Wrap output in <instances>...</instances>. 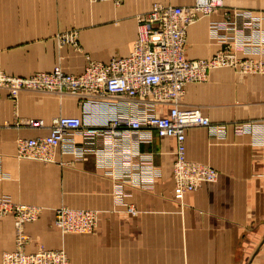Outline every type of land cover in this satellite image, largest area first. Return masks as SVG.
<instances>
[{
    "label": "crops",
    "instance_id": "crops-1",
    "mask_svg": "<svg viewBox=\"0 0 264 264\" xmlns=\"http://www.w3.org/2000/svg\"><path fill=\"white\" fill-rule=\"evenodd\" d=\"M53 2L14 0L12 7H7L6 0H0V69L29 77L51 71L58 57L64 59L67 74L78 75L85 67L83 55L99 63L126 57L136 36V16L154 3L188 7L193 0H126L121 9L107 8L108 13L103 14L105 5L97 6L94 10L100 19L94 25L79 24L83 18L69 26L79 33L82 54L69 47L57 53V32L50 30L47 21L31 20L30 16L22 20L27 17L26 12H33L36 7L52 15L45 18H55ZM13 7L19 13L13 21L17 24L7 25L6 13ZM234 13L249 14L257 28L238 33L224 29L221 25L225 18ZM121 22L128 25H117ZM211 25L220 27L215 36L210 33ZM6 27L41 30L7 45ZM232 37L252 44L264 39V0H222L218 12L188 27L184 56L188 60L207 59L229 44ZM7 56L14 58L13 63L7 62ZM237 57L249 56L240 50ZM25 58L40 60L39 65L21 61ZM181 107L198 108L216 127L188 129L185 155L189 161L216 170L218 178L177 203L172 198L173 140L152 135L150 142L139 146L142 153L150 155L159 172L150 189L127 181V176L93 154L76 158L58 153L59 164L19 161L15 158L17 140L44 137L53 118L77 117L80 112L70 97L21 92L13 101L0 91V198L40 209L37 221L24 227L31 240L27 250L39 246L53 250L64 245L70 251L76 243L77 250L82 251L93 246V264H264V145H254L251 135L233 131L234 125L242 123L264 128V78L231 68L210 71L205 82L185 87ZM26 120H41L44 127L24 128L22 123ZM76 144L81 146L79 137ZM94 149H101L100 141H95ZM129 174V179L136 177L132 171ZM116 189L121 190L119 195H115ZM70 195H84L102 203L95 209L98 221L92 236L67 235L62 240L53 228V210ZM115 199L122 205H116ZM127 207L137 214L129 215ZM13 239L12 216L0 218V257L13 250Z\"/></svg>",
    "mask_w": 264,
    "mask_h": 264
},
{
    "label": "built area",
    "instance_id": "built-area-1",
    "mask_svg": "<svg viewBox=\"0 0 264 264\" xmlns=\"http://www.w3.org/2000/svg\"><path fill=\"white\" fill-rule=\"evenodd\" d=\"M105 1L118 5L122 0ZM221 7L222 0H193L188 7L154 4L138 19L136 39L126 57H113L106 63L89 62L78 75L64 73L58 67L29 77L0 73V90H5L13 101L21 92L70 97L76 101L80 112L77 117L53 118L44 137L17 140L15 158L57 164L58 153L76 158L93 154L127 176V181L150 189L159 172L152 165L150 155L142 153L139 146L150 142L154 135L175 143L171 166L175 202L181 203L185 195L203 184L215 183L216 170L189 161L185 155L188 129L216 127L211 126L198 108L181 107L184 89L188 84L205 82L208 73L219 68L264 77V39L252 44L232 37L229 44L207 59L185 58L188 27L197 22L199 16L209 17ZM221 26L235 33L257 28L247 13L226 17ZM216 29L220 27L210 26L211 35L215 36ZM240 50L249 57H237ZM22 126L42 129L44 124L41 120H26ZM233 131L251 135L254 145H264V128L238 124L233 126ZM77 137L81 139L80 147L76 144ZM95 141H100V150L94 149ZM130 171L136 176L133 179H129ZM120 193L121 190L116 189L115 195ZM114 203L122 205L118 199ZM39 212L37 207L0 198V217L12 216L18 241L14 252L2 255L1 264H65L60 252H24L23 226L36 221ZM126 212L132 216L137 214L132 207H127ZM97 214L91 210L72 211L59 207L54 210L53 224L62 234L88 235L97 225Z\"/></svg>",
    "mask_w": 264,
    "mask_h": 264
},
{
    "label": "rangeland",
    "instance_id": "rangeland-1",
    "mask_svg": "<svg viewBox=\"0 0 264 264\" xmlns=\"http://www.w3.org/2000/svg\"><path fill=\"white\" fill-rule=\"evenodd\" d=\"M13 3H14V0H6L7 7H12L10 4H13ZM125 3H126V0H122L121 3H119L118 5L114 4L113 2L105 1V0H100V1L54 0V2L52 4H54V6H53V10H55L54 13H56L55 18H52V17L51 18H45L47 16H52V15H49V11L43 12L38 7H36V9L33 10V12H26L25 14L27 15V17H25L22 20H28L29 16H30L31 20L41 19V20H44V22L47 21L49 23L50 30H53L55 32V34L57 32V34L54 36V46H55V50L57 51V53L63 47H69L73 52L82 54V49H81V46H80L79 40H78L79 33L77 30H75L69 26H71L72 23H75L76 20L80 21V19H83V18H85V19L81 22H78L79 24H86L87 23V24H93L94 25L95 24L94 21L95 20L99 21V19H100L99 14L97 12L95 13V10H94L95 7L100 6V5H105L106 10L104 12H102V14H103V13H108L107 8L109 9V11L121 9V7ZM154 4H157V3H154ZM70 5H72V7ZM153 5H151L150 8ZM68 7H70L71 9L69 10ZM150 8L147 11H149ZM66 9H68L69 12H68V10L66 11ZM58 11H60V14H58ZM146 12L136 16L135 22H134L136 24V29H137L138 19L140 17H142L143 14H145ZM18 15H19V13L14 7H13V10L6 13V19L5 20H6L7 25L17 24L16 21H15V23L13 21H14V19L15 20L17 19ZM206 18H208V17L199 16L198 20H202V19H206ZM120 24L124 25V27L126 25H128L127 22H121V23H118L117 25H120ZM36 30L40 31L41 29H39V28L38 29L28 28V27H6V35H5L4 39H5L7 45L8 44H14L15 41H19L21 39V37L27 36L28 38H30V35H35V32H33V31H36ZM124 34H125L124 37L126 39H128V34L126 33V31L124 32ZM135 39H136V36H135ZM134 41H133L132 45H131V43L129 44L131 49H132V46L134 44ZM27 43H28V41H23V44H27ZM119 46H123V45L119 43ZM6 55H8V54H6ZM83 58H84L85 66L89 62H95V60H94L95 58H93V57L91 58V57H89V55H83ZM6 60H7V62L13 63L14 58L13 57L9 58L7 56ZM45 60H46V58L43 57L42 61L45 62ZM21 61L25 62L26 64L31 62L33 64H38V65L40 62V60H37V61L31 60L30 61V59H28V58L21 59ZM56 67L60 68L61 71L66 73L65 72L66 70L64 68V59L60 60V59H58V57L55 58V65H54L53 69ZM219 69H221V68H219ZM0 73H3V74L10 76V77H28V76L16 75L13 72H10L9 70H3V69H0ZM0 91H4V90H0ZM24 93L34 94L33 92H24ZM242 124L250 125L251 123H242ZM23 127L25 128V126H23ZM57 164H59V163H57ZM64 198L66 200L64 202H61L62 205L59 207H65V208H68L72 211H78V210L96 211L95 209L102 205V203L99 200L91 199V198H88L84 195H82L81 198H78L77 196H72V195H70V197H64ZM59 207H57V208H59ZM54 210H53V220H54ZM96 212H98V211H96ZM0 218H2V217H0ZM12 222H13L14 248L12 251L2 253L1 257L5 253L14 252L16 250V246H17V242H18L17 241V231L15 232L13 219H12ZM29 224H32V223H29ZM26 225H28V224H26ZM25 226H23L22 235L26 238V240H25L26 242L23 243L24 244V252L26 254H33L38 250L50 251V252H55V253L60 252L64 256L65 264H93L92 262L94 261V256H95L94 255L95 251L93 249V246H86L85 250L78 251L77 250L78 247H77L76 243H74V246H72V249L70 251L65 249L64 245H61L57 249H53V250H47V249H44L43 247L39 246V247H36L33 251H28L27 247L30 245L31 240L29 239V237L25 233V230H24ZM52 226L58 232V234L62 238V240H64L68 236H70L71 238L75 236V238H77L76 236L82 235V234H62L54 226L53 222H52ZM93 233H94V231L91 234H88L87 236H90V235L92 236ZM1 257H0V260H1Z\"/></svg>",
    "mask_w": 264,
    "mask_h": 264
},
{
    "label": "bare ground",
    "instance_id": "bare-ground-1",
    "mask_svg": "<svg viewBox=\"0 0 264 264\" xmlns=\"http://www.w3.org/2000/svg\"><path fill=\"white\" fill-rule=\"evenodd\" d=\"M5 91V90H4ZM0 264H1V260H0Z\"/></svg>",
    "mask_w": 264,
    "mask_h": 264
}]
</instances>
